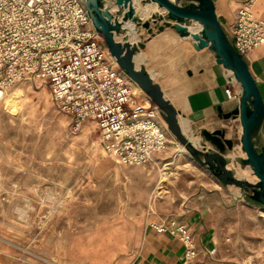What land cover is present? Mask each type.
Wrapping results in <instances>:
<instances>
[{
    "label": "rangeland",
    "instance_id": "1",
    "mask_svg": "<svg viewBox=\"0 0 264 264\" xmlns=\"http://www.w3.org/2000/svg\"><path fill=\"white\" fill-rule=\"evenodd\" d=\"M238 123L228 167L240 178H256L240 161ZM195 136L202 148L205 138ZM177 141L169 136L167 149L144 165L122 164L103 149L95 123L72 131L46 83L26 79L8 87L0 99V264H90L86 246L85 260L76 261V239L103 242L118 232L106 227L127 222L134 226L128 234L139 233L149 214L193 209H206L216 229L208 264H264V206L222 183Z\"/></svg>",
    "mask_w": 264,
    "mask_h": 264
},
{
    "label": "built area",
    "instance_id": "2",
    "mask_svg": "<svg viewBox=\"0 0 264 264\" xmlns=\"http://www.w3.org/2000/svg\"><path fill=\"white\" fill-rule=\"evenodd\" d=\"M226 31L244 58L264 44V20L252 0ZM26 79L48 85L74 133L95 123L103 149L119 163L144 165L168 147L172 133L159 108L133 91L134 81L109 52L83 0H0V92ZM225 91L237 103L243 94L230 74ZM153 228L180 237V264H197L198 247L184 221L170 216Z\"/></svg>",
    "mask_w": 264,
    "mask_h": 264
},
{
    "label": "crops",
    "instance_id": "3",
    "mask_svg": "<svg viewBox=\"0 0 264 264\" xmlns=\"http://www.w3.org/2000/svg\"><path fill=\"white\" fill-rule=\"evenodd\" d=\"M115 1V7L112 6L114 3L111 0H104V5L112 12L113 19H121L128 7L125 8L122 1ZM213 1L222 26L228 30L237 17L238 8L248 0ZM144 5L140 8H151V14L142 15L141 11L135 8L142 15L136 14L139 18L135 25L137 30L131 25L125 32L119 33L117 39L122 40L125 36L132 43H143L135 54V62L143 64L156 78L158 75L155 71L159 73L158 83L166 93V98L176 107L178 117H183L186 121L183 130L187 136L189 133L194 136L201 135L203 130L224 129L225 137L233 138L239 128L238 119L221 117L217 108L221 105L224 111H227L237 104L235 100L228 98L225 91L227 69L217 63L212 51L208 48L195 49L190 42L182 39L175 29L164 27L159 30L157 25L163 23L164 18L158 19L156 24L153 17H162L166 12H161L162 8L152 1H147ZM252 10L258 18L264 20V0H252ZM148 20L153 29L152 33L142 25V22ZM139 55L143 56L142 60L138 59ZM245 59L264 99V44L250 51ZM175 216L187 224L196 241L199 251L196 263L208 264L210 253L216 248L217 234L207 210H186ZM168 217L149 214L139 227V233L126 232L134 229L131 222L110 225L105 229L118 232L107 235L104 243L92 237L78 238L75 240L78 258L76 261L85 260L86 250L83 247L86 246L91 255V258H87L90 259V264H180L185 251L180 237L168 231L158 232L153 228V223Z\"/></svg>",
    "mask_w": 264,
    "mask_h": 264
},
{
    "label": "water",
    "instance_id": "4",
    "mask_svg": "<svg viewBox=\"0 0 264 264\" xmlns=\"http://www.w3.org/2000/svg\"><path fill=\"white\" fill-rule=\"evenodd\" d=\"M119 1L128 9L121 19H113L112 12L104 5V0H83L94 27L104 39L111 55L127 75L149 95L152 103L159 108L169 131L196 160L208 167L222 183L236 185L249 199L264 206V99L248 62L222 26L214 1L150 0L166 12L162 17H153L156 24L158 19L164 18L163 23L157 25L159 30L164 27L175 29L180 37L190 42L195 49L208 48L214 53L217 63L233 70L243 88L242 97L230 110L224 111L221 105L217 108L221 117L239 119L243 128L241 146L246 152V156L240 161L243 166L251 167L258 177L257 181L237 177L228 167L227 152L233 148L234 142L225 137L224 129L203 130L201 135L205 138V144L202 148L188 138L180 124L176 107L166 98L160 84L154 81L143 64L136 65L135 54L143 43H132L125 36L122 40L116 38V34L125 32L131 25L137 30L135 25L139 22L130 4L131 0ZM195 22L201 25L198 31L190 28ZM142 25L148 28L150 33L153 32L149 20L142 22ZM206 142H210L214 148H207Z\"/></svg>",
    "mask_w": 264,
    "mask_h": 264
},
{
    "label": "bare ground",
    "instance_id": "5",
    "mask_svg": "<svg viewBox=\"0 0 264 264\" xmlns=\"http://www.w3.org/2000/svg\"><path fill=\"white\" fill-rule=\"evenodd\" d=\"M114 4H112V6L113 7H115V5H116V1L115 0H111ZM137 2H138V0H134V4L136 5V7L141 11V14L142 15H147V14H149V12H150V9L151 8H140V6L137 4ZM109 3V2H108ZM152 3H155V2H152ZM130 4L133 6V8H134V11H135V14H137V15H140V16H142L138 11H136V9H135V7H134V5H133V0H131V2H130ZM157 4V3H156ZM158 5V4H157ZM159 6V5H158ZM111 8V7H110ZM159 8H162V7H160L159 6ZM113 9V8H112ZM162 10H165L164 8H162ZM152 11V10H151ZM151 14V13H150ZM149 14V15H150ZM200 27H201V25L198 23V22H195L193 25H191L190 26V28L192 29V30H194V31H198L199 29H200ZM117 36H120V35H118V34H116V38H117ZM143 56H141V55H139L138 56V59H140V60H142L143 58H142ZM136 59H137V57H136ZM136 65L137 66H139L140 65V63L139 64H137L136 63ZM227 71H228V74H230V75H232L235 79H236V77H235V75H234V72H233V70H231V69H227ZM150 75H151V77L154 79V81H156V82H159L158 81V79L156 78V77H154L155 75H154V73H153V76H152V74L150 73ZM237 80V79H236ZM133 84H134V88H135V90L141 95V96H143L148 102H150L149 104H151L152 103V101H151V98L149 97V95L136 83V82H133ZM133 91H134V89H133ZM20 89L19 88H16L12 93H11V97H12V99L13 100H9V108L10 109H12L13 111H15L16 109H17V98H19L18 96L20 95ZM135 92V91H134ZM136 93V92H135ZM5 94V91H3V92H0V99L2 98V96ZM164 94H165V96H167L166 95V93L164 92ZM49 95V94H48ZM143 98V99H144ZM144 99V100H145ZM179 118V117H178ZM179 121H180V124H181V126H182V129H183V126L185 125V120H183V117L182 118H179ZM241 124V123H240ZM167 125V124H166ZM187 125V124H186ZM241 129H242V133H243V128H242V125H241ZM184 131V130H183ZM242 133H241V135H242ZM188 138L192 141V143H194V144H196L197 146L199 145V137H197V136H188ZM178 142V146H179V150L180 151H185L186 150V148H185V146L183 145V144H181L179 141H177ZM241 148H242V146H241ZM243 150V149H242ZM244 151V150H243ZM235 155H236V153H231L230 154V157H235ZM241 155L242 156H246V152L244 151V152H241ZM113 159H114V157L113 156H111ZM115 160V159H114ZM116 161V160H115ZM247 166H249V165H247ZM246 166V167H247ZM250 167V166H249ZM251 168V167H250ZM241 174H246L247 176L248 175H250V170H248V169H243L241 172H240ZM236 174V173H235ZM255 175V174H254ZM237 176V175H236ZM238 177V176H237ZM255 177L256 178H252L251 176H248V180H250V181H257L258 180V177L255 175ZM247 179V178H246Z\"/></svg>",
    "mask_w": 264,
    "mask_h": 264
}]
</instances>
